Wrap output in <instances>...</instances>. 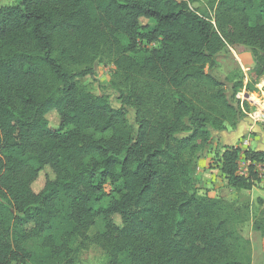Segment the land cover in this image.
Wrapping results in <instances>:
<instances>
[{"label": "trees", "instance_id": "trees-1", "mask_svg": "<svg viewBox=\"0 0 264 264\" xmlns=\"http://www.w3.org/2000/svg\"><path fill=\"white\" fill-rule=\"evenodd\" d=\"M211 9L213 21L187 0L0 4V264H27L25 243L40 237V264H73L78 238L106 264H264L239 230L249 207L198 195L193 177L212 131L244 117L235 98L244 84L213 73L224 44L249 86L264 78V0ZM103 58L122 85L117 106L78 81ZM251 156L264 160V150ZM238 157L224 149L221 171L251 189L257 171L238 174ZM46 167L54 177L35 191ZM261 212L253 227L264 237ZM98 216L105 229L88 239Z\"/></svg>", "mask_w": 264, "mask_h": 264}, {"label": "rangeland", "instance_id": "rangeland-1", "mask_svg": "<svg viewBox=\"0 0 264 264\" xmlns=\"http://www.w3.org/2000/svg\"><path fill=\"white\" fill-rule=\"evenodd\" d=\"M191 8L202 13L206 11L211 16L212 0H187ZM13 0H0V4L12 3ZM213 21V16L212 19ZM78 68V67H77ZM76 69V67H74ZM115 66L108 59H101L93 75L78 78L79 83L89 92L99 95L107 94L111 103L115 106L119 103V88H122L114 76ZM213 73L228 84L240 82L244 85L238 88L235 98L243 103L244 117L235 124L225 123L223 130L212 131L213 141L208 148L203 149L195 159L194 190L198 195L221 198L226 201H235L240 205L249 207V218L239 226L243 236L251 241L252 262L264 261V237L253 227L256 219L262 218L264 209V177L257 176L251 189L237 190L231 187L225 175L221 171L220 154L227 148H238L237 160L240 175H248L250 165H254L257 174H264V160L252 161L251 154L264 150V78L255 86H249V79L245 67L235 50L228 44H224L216 55V67ZM247 84V86H246ZM231 94V91L228 92ZM130 121H133V111L130 110ZM49 124L53 127L59 125V115L53 111L47 115ZM235 121V119L233 120ZM243 122V123H240ZM240 123V124H239ZM238 125V130L237 129ZM247 141V144H245ZM54 174L49 167L42 170L33 183V189L39 191L47 179ZM109 191L110 186L106 185ZM262 199V202L258 201ZM115 221L119 217L115 216ZM105 229L102 216L96 218L94 226L88 232V239ZM43 238H34L25 243V247L33 255V259L27 264H40V255L43 252ZM73 264H106L107 255L97 244L89 240L78 238L72 243ZM63 263V262H62ZM20 264V263H16Z\"/></svg>", "mask_w": 264, "mask_h": 264}, {"label": "built area", "instance_id": "built-area-1", "mask_svg": "<svg viewBox=\"0 0 264 264\" xmlns=\"http://www.w3.org/2000/svg\"><path fill=\"white\" fill-rule=\"evenodd\" d=\"M245 144H247V141H245ZM238 174H239V172H238ZM240 174H242V173H240ZM258 176H263L264 177V174L263 175L259 174Z\"/></svg>", "mask_w": 264, "mask_h": 264}, {"label": "crops", "instance_id": "crops-1", "mask_svg": "<svg viewBox=\"0 0 264 264\" xmlns=\"http://www.w3.org/2000/svg\"><path fill=\"white\" fill-rule=\"evenodd\" d=\"M240 123H243V122H240ZM240 123H239V124H240ZM237 130H238V125H237V129H236L235 131H237Z\"/></svg>", "mask_w": 264, "mask_h": 264}]
</instances>
